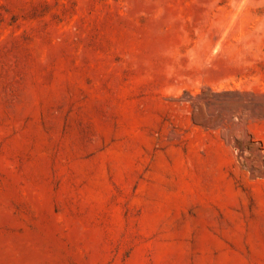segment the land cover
<instances>
[{
    "label": "rangeland",
    "instance_id": "rangeland-1",
    "mask_svg": "<svg viewBox=\"0 0 264 264\" xmlns=\"http://www.w3.org/2000/svg\"><path fill=\"white\" fill-rule=\"evenodd\" d=\"M0 264H264V0H0Z\"/></svg>",
    "mask_w": 264,
    "mask_h": 264
},
{
    "label": "bare ground",
    "instance_id": "bare-ground-1",
    "mask_svg": "<svg viewBox=\"0 0 264 264\" xmlns=\"http://www.w3.org/2000/svg\"><path fill=\"white\" fill-rule=\"evenodd\" d=\"M248 147H250L251 149H252V156H254V159L256 160V164L257 165H260L261 163V155L259 154V152H258V149H257V147H256V145L255 144H249V146Z\"/></svg>",
    "mask_w": 264,
    "mask_h": 264
}]
</instances>
